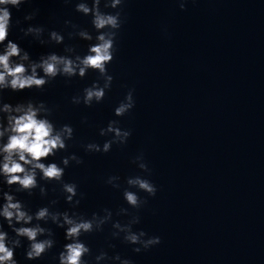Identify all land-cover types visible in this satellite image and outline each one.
<instances>
[{
	"label": "water",
	"instance_id": "water-1",
	"mask_svg": "<svg viewBox=\"0 0 264 264\" xmlns=\"http://www.w3.org/2000/svg\"><path fill=\"white\" fill-rule=\"evenodd\" d=\"M78 2L27 0L20 10L11 9L8 39L33 60L53 52L66 55L68 45L86 55L98 33L91 15L75 11ZM87 2L91 7L92 0ZM104 3L101 0L100 7L105 13L121 11L122 25L114 59L107 65L114 79L102 102L91 107L71 102L98 80L93 70L83 78L57 76L43 88L3 92V102L13 105L45 102L57 127L68 124L74 129L67 151L43 162L60 163L61 157L72 153L83 159V164L66 168L63 178L83 193L82 199L76 197L79 206L72 209L54 181L38 178L47 189L45 196L39 188L29 195L16 191L15 185L0 187L32 213L56 200L53 211L90 217L94 212L103 215L108 208L113 221L126 223L130 217L116 212L128 208L140 218L134 231L161 239L160 244L136 253L137 245L124 242L123 234L112 236L115 229L109 222L102 231L80 237L91 250L84 257L87 264H97L95 257L101 251L108 257L119 254L132 264H264V0H186L184 10L179 0H123L118 9L105 8ZM33 10H38L36 17L25 21ZM65 21L87 30L93 40L70 38L73 29ZM29 25L42 26L45 41L51 31L62 34L64 41L41 44L20 30ZM130 89L135 106L116 117L114 109ZM111 120L131 131L127 143L114 144L108 153L86 152L87 143L103 145L111 138L99 135ZM140 153L150 175L133 163ZM113 175L120 177L118 189L105 183ZM137 175L147 176L157 192L148 196L130 188L147 200L142 208L133 209L123 191L129 188L127 178ZM0 222L14 236L2 218ZM40 223L54 233V247L38 259L27 260L24 239L23 247L15 250L17 264H59V253L70 242L65 229L51 221ZM99 264L120 261L106 259Z\"/></svg>",
	"mask_w": 264,
	"mask_h": 264
},
{
	"label": "clouds",
	"instance_id": "clouds-1",
	"mask_svg": "<svg viewBox=\"0 0 264 264\" xmlns=\"http://www.w3.org/2000/svg\"><path fill=\"white\" fill-rule=\"evenodd\" d=\"M26 2L27 0H0V45H3L0 50V185H7L9 188L15 185L16 191L27 192L29 195L34 189L39 188L41 196H45L47 189L39 183L38 178L45 182L54 181L60 185L65 201L72 209H76L83 198V193L78 194L77 185L65 182L63 178L66 168L72 163L83 164V159L72 153L61 157L60 163L43 162L49 157H55L58 152L67 151L68 142L74 138V129L68 124L57 127L50 119L53 110L45 102L29 100L13 105L3 102V92L43 88L57 76L67 79L76 76L83 78L89 70H93L99 74L98 80L84 88L82 95L73 96L71 102L76 105L83 103L87 107L102 102L114 79L109 74L107 65L112 62L116 52V37L122 25L121 11L105 13L100 7L101 0H92L91 7L87 0H79L75 11L85 16L91 15V23L98 33L95 37L96 42L89 46L87 54L81 56L74 46L68 45L64 48L66 55L53 52L41 56L39 60H33L18 43L8 39L12 27L11 9L20 10L21 5ZM122 3L123 0H105L104 7L118 9ZM185 3L186 0H179L181 10H184ZM37 13L38 10H33L24 16V20H33ZM19 23L17 21V25ZM65 24L73 29L69 33L70 38L78 36L83 40H93V36L87 30L79 28L71 21H65ZM20 30L25 36H32L41 44L49 41L61 44L64 41V36L56 31L49 33V41L42 39L45 32L42 26L29 25ZM14 57L18 58V62L13 60ZM133 93L134 89H130L115 107L116 117H123L134 108ZM99 135H110L111 138L103 145L87 143L84 145L86 152L108 153L114 144H126L131 131L122 129L118 120H111L105 128L100 129ZM133 163L144 173L151 174L143 153L138 154ZM119 180V176L113 175L109 176L105 183L118 189ZM126 183L129 188L123 191V197L130 208L140 209L147 204L146 199H142L136 191L129 190L130 188L138 189L148 196L156 195L157 188L147 176L129 177ZM78 195L80 199L76 198ZM0 199L3 200V203H0V218L14 233V236H10L8 231L4 230V224L0 222V264H17L15 250L23 247L24 239L28 241L25 249L27 260L38 259L54 247V233L40 222L46 224L51 221L57 227L65 229V239L70 242L66 243L59 253V264H87L84 257L90 255L91 250L80 237L86 233L102 231L104 225L109 222H112V228L115 229L112 236L120 238L123 234L124 242L137 245L133 248L136 253L161 243L159 236H148L143 230H133V226L140 222V218L131 214L128 208L122 207L116 212L118 216L130 217L126 223H121L113 221V212L108 208L103 209V215L94 212L90 217L76 211H53L52 206L57 203L56 200H51L49 206L41 207L32 213L22 201L11 192L5 191L3 187H0ZM95 259L97 264L106 259L120 261V264H132L129 259H121L119 254L108 257L104 251L96 255Z\"/></svg>",
	"mask_w": 264,
	"mask_h": 264
}]
</instances>
